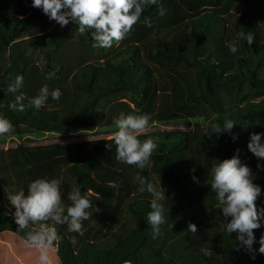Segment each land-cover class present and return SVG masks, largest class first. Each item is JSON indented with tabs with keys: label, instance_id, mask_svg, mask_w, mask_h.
<instances>
[{
	"label": "trees",
	"instance_id": "16d2710c",
	"mask_svg": "<svg viewBox=\"0 0 264 264\" xmlns=\"http://www.w3.org/2000/svg\"><path fill=\"white\" fill-rule=\"evenodd\" d=\"M56 23L32 0H0V116L14 129L0 136V144L48 134L114 135V119L121 112L149 114L147 129L202 122L212 131L230 118L238 139L217 134L213 167L236 154L251 127L264 124V0H157L125 39L107 49L92 46L91 31L77 36L73 22L63 28ZM241 30L251 31L254 43L241 41L233 54L226 42ZM18 75L24 77L23 87L8 92ZM44 85L59 88L60 100L49 99L39 110L28 108L27 99L23 111L11 107L17 95L35 97ZM139 138L157 144L152 173L158 181L161 177L168 197L167 223L161 228L214 196L211 176L194 187L173 166L174 158L190 148L186 131L156 130ZM245 153L264 165L249 149ZM77 188L83 192L81 185ZM149 205L141 200L130 206L136 227L108 250L86 242L75 251L67 225H58L61 264H143L142 250L154 238L147 224ZM16 228L0 206V236L11 233L22 240ZM236 252L240 264L249 262L245 247L237 244Z\"/></svg>",
	"mask_w": 264,
	"mask_h": 264
},
{
	"label": "rangeland",
	"instance_id": "374dc122",
	"mask_svg": "<svg viewBox=\"0 0 264 264\" xmlns=\"http://www.w3.org/2000/svg\"><path fill=\"white\" fill-rule=\"evenodd\" d=\"M156 130H184L188 133L190 148L174 158L173 166L182 181L194 187L205 184L210 177L217 134L209 135L212 131L202 122L156 126L143 134H152ZM253 133H264V124L251 127L239 141L235 155L238 154L242 163L251 168L254 183L264 190V170L258 168L245 153ZM138 171L135 166L116 160L114 135L85 132L69 136L48 134L23 140L11 138L0 144V206L13 217L15 209L10 205L8 194L21 188L27 191L29 183L37 178L62 176V197L65 202H68L67 194L78 184L82 186L83 192L92 190L94 207L89 209L90 218L83 221L82 234L69 232L67 228L65 230L75 251L86 242L93 243L99 250H108L136 227L137 217L130 211V206L151 199L148 193H139L138 184L134 183ZM141 174L157 180L152 173V164ZM257 204L258 207L264 206V191ZM190 223L197 225L196 233L188 230ZM225 225L214 194L161 228L159 236L149 241L142 250V263L240 264L236 252V234L227 233ZM261 225L255 232L256 242L252 249L246 248L250 257L247 264H264V253L259 252V240L264 236V221ZM201 249H206L211 255H205ZM36 255L24 249L21 239L14 234L0 236V264H38ZM53 257L54 264H61L57 248Z\"/></svg>",
	"mask_w": 264,
	"mask_h": 264
},
{
	"label": "clouds",
	"instance_id": "9594fccd",
	"mask_svg": "<svg viewBox=\"0 0 264 264\" xmlns=\"http://www.w3.org/2000/svg\"><path fill=\"white\" fill-rule=\"evenodd\" d=\"M157 3V0H32V6L42 9L50 20L57 22L61 28L70 22L76 25L77 36L91 31L94 48H111L119 43L140 22L146 8ZM164 10L161 9V15ZM247 41L254 43V34L249 31H239L235 38L226 42L228 50L235 54L239 51V43ZM24 77L18 75L8 92L17 93L23 87ZM62 92L59 88L50 90L48 85L40 88L35 97L27 98L23 93L16 96L11 107L23 111L26 107L39 110L49 99L59 101ZM149 114H132L121 112L114 119L118 129L114 133L116 160L122 164L133 165L140 171L134 178L138 184L139 193H148L151 211L147 214V224L151 226L153 237L159 236L161 226L167 223L165 202L168 199L166 189L162 186L161 177L157 181L146 177L141 172L151 167L152 155L157 144L152 138L141 141L139 138L149 127ZM236 122L225 118L222 125L217 124L212 134H232L233 140L238 134L232 133ZM13 125L6 117L0 116V136L11 134ZM206 134H208L206 132ZM109 147H111L109 145ZM249 150L260 160H264V133H253L248 144ZM211 168L210 187L215 194L217 207L226 221L225 230L236 234L238 246L252 249L256 242L254 229L260 228L264 221V206H259L257 200L262 193L260 185L254 183L251 168L242 163L239 155L224 159ZM258 168L264 165L258 163ZM194 171V170H193ZM194 180L198 178L193 176ZM64 178L43 177L31 181L27 191L23 188L8 194V200L15 209L13 218L17 225V233L22 234L23 248L35 252L38 264H54L53 252L62 239L57 226L67 225L69 232L82 234L83 221L91 216L92 190L82 192L73 187L67 194V201L62 197ZM191 233L197 232V225L189 224ZM259 252L264 253V236L259 240ZM205 255H211L206 249H201Z\"/></svg>",
	"mask_w": 264,
	"mask_h": 264
}]
</instances>
